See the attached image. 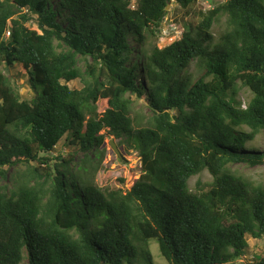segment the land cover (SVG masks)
Masks as SVG:
<instances>
[{"label":"trees","instance_id":"1","mask_svg":"<svg viewBox=\"0 0 264 264\" xmlns=\"http://www.w3.org/2000/svg\"><path fill=\"white\" fill-rule=\"evenodd\" d=\"M173 1L197 2L0 0V55L23 67L35 94L23 100L0 72V169L28 176L0 186V264H154L153 241L169 264H233L249 236L264 238V188L227 168L264 165V151L245 148L264 133V0L219 4L161 49ZM81 58L93 62L85 72ZM77 80L85 86L71 89ZM241 87L253 94L247 106ZM130 96L146 98L147 127H134ZM107 137L139 153L130 190L83 175L79 155ZM63 140L78 150L53 164ZM206 170L208 190L191 191Z\"/></svg>","mask_w":264,"mask_h":264},{"label":"rangeland","instance_id":"2","mask_svg":"<svg viewBox=\"0 0 264 264\" xmlns=\"http://www.w3.org/2000/svg\"><path fill=\"white\" fill-rule=\"evenodd\" d=\"M228 0H197L196 4L185 10L181 8L174 1L170 4V8L167 9L168 15L166 19L170 22L183 23L186 30H191L193 33L196 31L198 24L201 22V14L212 10L215 6L223 4ZM135 5V3H133ZM135 7H132L134 9ZM226 17H220L217 23H215L212 29V35L216 39H219L220 35L226 30ZM30 27L37 29V26L30 24ZM149 43H154L153 39H150ZM157 44L159 47L165 48L170 46V41L162 42L157 38ZM134 47L140 48L138 44H134ZM135 58V57H134ZM90 58L80 59V68L83 72L86 71L87 66L92 65ZM195 63L191 67V71L194 74V81L201 75V73L195 71ZM0 72L13 88L19 92L23 100L31 101L35 98V94L31 89L29 76L23 70V67L17 63L13 66H8L5 57L0 55ZM89 79V78H88ZM141 81L144 83V79L141 77ZM85 86L83 81L77 80L69 84L71 89L80 90ZM253 94L248 88L241 87L238 93V99L247 106L252 99ZM133 105L131 109V118L133 119L134 127H147V123L152 117V112L148 106L146 98L139 99L136 96H130ZM103 108H100V113ZM117 147V150L112 146V141ZM121 140H117L114 137H107L105 145L99 152L89 154V156L83 159V155H79L78 160H81L80 165L82 169L87 170V173L83 174L94 185L102 190H113L123 188L124 190H130L132 186L139 180L142 173L141 160L139 153L134 150V147L128 144L119 143ZM246 149H255L259 152L264 151V133H260L256 139V144L248 143L245 146ZM78 148L70 147L65 140L57 145L56 149L52 153L53 164L58 156H66L69 153L75 152ZM227 168L237 177H241L247 181L252 182L256 186L264 188V165L250 166L246 163L230 164ZM40 169L43 174L48 173V169L45 165ZM23 174V178L28 177L25 168H6L1 171L0 169V186H7L11 188L14 179H18ZM44 176V175H43ZM213 182L211 173L206 170L202 174L193 177L190 180L189 186L191 191L197 192L202 190H208ZM248 250L246 256L243 259L238 260L233 264H256L257 258H261L264 255V238L254 239L251 236L247 238ZM154 264H169L161 255L159 246L156 242L150 244Z\"/></svg>","mask_w":264,"mask_h":264},{"label":"built area","instance_id":"3","mask_svg":"<svg viewBox=\"0 0 264 264\" xmlns=\"http://www.w3.org/2000/svg\"><path fill=\"white\" fill-rule=\"evenodd\" d=\"M184 26L183 23L179 24L175 22V20L170 22L168 19L165 18L160 28L158 29L159 40H162V42L170 41L171 43L180 40L183 34L186 32V28ZM9 36L10 34L8 33L7 37Z\"/></svg>","mask_w":264,"mask_h":264},{"label":"clouds","instance_id":"4","mask_svg":"<svg viewBox=\"0 0 264 264\" xmlns=\"http://www.w3.org/2000/svg\"><path fill=\"white\" fill-rule=\"evenodd\" d=\"M131 1H132V6H131V7H135V5H134L133 3L136 4V0H131ZM215 7H216V6H215ZM215 7H214V8H215ZM212 10H213V9H212ZM186 32H187V30H186ZM186 32H185V33H186ZM183 35H184V34H183ZM177 41H179V40H177ZM175 42H176V41H175ZM172 44H173V43H172ZM161 49H163V48H161Z\"/></svg>","mask_w":264,"mask_h":264},{"label":"water","instance_id":"5","mask_svg":"<svg viewBox=\"0 0 264 264\" xmlns=\"http://www.w3.org/2000/svg\"><path fill=\"white\" fill-rule=\"evenodd\" d=\"M170 8V4H169V6H168V8L167 9H169ZM112 146L116 149V151L119 153V151L117 150V147H116V145L114 144V140L112 141Z\"/></svg>","mask_w":264,"mask_h":264}]
</instances>
